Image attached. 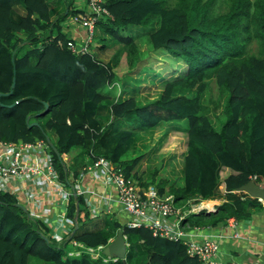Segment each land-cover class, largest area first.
Segmentation results:
<instances>
[{"label":"trees","instance_id":"trees-1","mask_svg":"<svg viewBox=\"0 0 264 264\" xmlns=\"http://www.w3.org/2000/svg\"><path fill=\"white\" fill-rule=\"evenodd\" d=\"M60 5L0 0V139L49 137L61 155L52 148L60 181L68 187L104 157L142 186L156 184L161 195L172 194L183 210L191 201L223 200L212 211L186 215L185 232L225 226L230 219L250 221L261 203L240 189L251 175H264V0H106L111 15L99 20L93 53L87 54L70 51L73 39L63 30L64 20L80 9ZM147 50L164 52L186 69L168 77L162 93L141 100L126 93L141 82L139 63ZM124 57L133 75L121 78L115 69ZM212 81L232 94L219 130L203 112ZM115 86L126 95H113ZM182 122L186 127L178 126ZM163 124L188 138L182 185L155 176L142 181L143 157L126 158L140 133ZM64 155L75 156L73 164ZM67 217L78 227L59 243L17 196L0 192V264H204L188 256L182 242L154 237L144 227L131 229L107 215L89 225L83 196L70 198ZM121 230L130 247L125 260L104 262L103 252L97 259L87 252L108 247ZM70 240L81 245L80 256L70 255Z\"/></svg>","mask_w":264,"mask_h":264},{"label":"built area","instance_id":"built-area-1","mask_svg":"<svg viewBox=\"0 0 264 264\" xmlns=\"http://www.w3.org/2000/svg\"><path fill=\"white\" fill-rule=\"evenodd\" d=\"M84 1L86 9L75 16L73 22L86 30L87 36L78 41L74 39L69 41L68 47L75 54L93 53L92 46L95 42L98 22L102 17L111 15L106 0ZM51 150L52 147L46 139H38L35 142H14L0 139V192L17 196L32 216L43 220L50 228L59 226L63 233H66L67 230H64V227H61L51 217L56 213V207L61 202L65 209L63 213L57 215V221L67 219L70 198L74 195L83 196L86 193L82 181L87 175H90L96 180L115 186L123 209L132 217L127 224L129 228L144 227L150 230L154 237L182 242L186 246L188 256L198 258L204 264H224L217 258L220 246L215 240L199 242L184 239V233L187 232L181 228V222L186 215L193 212L189 211L188 214H185L186 211L176 206L175 197L172 194L161 195L153 185L142 188L133 177L126 176L122 166L104 157L89 164L73 181V185L68 187L60 181ZM63 159L66 163L69 161L67 155H64ZM249 180L264 188V175L253 174ZM247 195L254 198L250 194ZM101 197L96 198V202L99 204H102L105 199V196ZM254 199L264 205L262 198ZM200 211L202 210L198 212ZM173 217L177 218L176 225L173 222ZM230 222L233 227L236 226V220L232 219ZM55 235L57 242L64 241L62 234ZM235 236L239 237L240 233L237 232ZM73 245L76 248L80 246L77 243H73ZM104 249L105 246L100 245L97 248H88L87 251L97 259ZM71 254L80 255L81 251L75 249ZM104 260L109 261L110 258Z\"/></svg>","mask_w":264,"mask_h":264},{"label":"rangeland","instance_id":"rangeland-1","mask_svg":"<svg viewBox=\"0 0 264 264\" xmlns=\"http://www.w3.org/2000/svg\"><path fill=\"white\" fill-rule=\"evenodd\" d=\"M58 2L61 4L60 10L63 7H66L67 4H71L70 6L72 7L85 4L84 0H58ZM64 21L63 30H65V24L68 25L69 21H72L71 15ZM146 52L148 53L147 57H145L144 61L139 63V69L143 70L141 75L138 77L141 82L138 83V87L131 86L130 91H133L132 93H126L127 96L135 95L141 100L143 98H148V96L150 98H154L158 94L162 93L168 77L186 69V65L183 62H176L164 52L158 53L148 50ZM115 71L121 78L125 74H130L129 76L133 75L125 57L122 59L120 65L115 69ZM164 77L166 79H164ZM112 90L113 95H116V97L126 95L121 93V88L118 86L113 87ZM231 95L232 94L229 90L219 87L216 81H212L209 83L203 96V112L211 118L214 126L218 130L221 128V123L226 119L223 109ZM184 125L185 123L183 122L178 124V126L182 128ZM187 140V136L184 132H182V130L178 131L172 126L163 124L153 130L140 133L137 137L136 143L126 158L133 159L143 157L141 168L139 171L137 170L142 178V181L150 182L153 176H155L157 180H167L169 185H182L181 170L183 167V157L185 150L187 149ZM74 157L75 156H69V165L73 164ZM133 179L140 185V180L137 178ZM152 185L157 188L156 184ZM203 204H205L204 201H191L188 204L189 209L184 210L186 211L185 214H188L189 211L196 213L199 210H203L201 209ZM216 205L218 206L219 203L214 204L212 210H214ZM204 210L209 209L205 208ZM184 211H182V214H184ZM94 221H89L88 224L90 225ZM98 221L100 220H96V222ZM118 233L119 232L115 233V237H117ZM129 250L130 247L128 248V252ZM73 251H75L74 248ZM32 260L33 264H38L37 260Z\"/></svg>","mask_w":264,"mask_h":264},{"label":"crops","instance_id":"crops-1","mask_svg":"<svg viewBox=\"0 0 264 264\" xmlns=\"http://www.w3.org/2000/svg\"><path fill=\"white\" fill-rule=\"evenodd\" d=\"M65 25V31L72 39L78 41L86 36V30L73 25L72 22L69 21V24ZM186 151L187 149L185 150V153ZM82 186L84 190H86L83 197L86 201L87 211L90 212L92 221L95 220L93 223H96V220L101 219V217L105 215L109 216L111 219L117 220L123 226L127 225L128 222L131 221L132 217L123 209V206L119 201L117 189L113 184L96 180L92 176L87 175L82 181ZM149 186L141 185L142 188H148ZM221 189H224V184L221 185ZM98 196H105L102 204L96 202V198ZM211 201L215 204L219 203L220 205L223 200ZM205 202L208 201H204V203ZM215 207H217V205ZM205 208L212 211L210 210L212 208V204L206 205ZM64 209L65 206L60 202V205L56 207V213L51 217V219L56 220V223H58L61 227H64V230H67L68 232L69 229L74 226L77 228L78 222H71L68 217L67 219L58 222L57 215L63 213ZM82 218L85 219L84 213L82 214ZM230 220L225 226L217 228L193 229L188 231L187 233H184V239L187 241L199 242H204L209 239L215 240L220 246L217 258L224 264H264V205L261 203V210L254 212L253 217L248 222L236 221V226L233 227ZM173 222L176 225L177 218L173 217ZM44 223L46 224V222ZM52 229L54 235L62 234L64 240L69 237L67 232L63 233V230L59 228V226L56 228L53 227ZM237 232L240 233L239 237L235 236Z\"/></svg>","mask_w":264,"mask_h":264},{"label":"water","instance_id":"water-1","mask_svg":"<svg viewBox=\"0 0 264 264\" xmlns=\"http://www.w3.org/2000/svg\"><path fill=\"white\" fill-rule=\"evenodd\" d=\"M15 86H16V79L14 78L12 90L15 88ZM1 95L2 94L0 93V97H1ZM15 105H16V103L12 104L8 107L12 108ZM46 106H48L47 103H46ZM47 140L50 142L49 137H47ZM51 146L53 148V151L59 156V158H61L60 157L61 155L59 154L57 148L52 143H51ZM240 191L246 192L254 198H262L264 200V188L259 187L257 184H255L253 182H249L248 184L242 186ZM75 197H77V196L75 195ZM22 208L25 212H27V210L23 206H22ZM127 250H128V248H127L124 232L121 230V231H119L115 240L105 249V255L108 257H111V258H117V259L125 260L126 255H127Z\"/></svg>","mask_w":264,"mask_h":264},{"label":"bare ground","instance_id":"bare-ground-1","mask_svg":"<svg viewBox=\"0 0 264 264\" xmlns=\"http://www.w3.org/2000/svg\"><path fill=\"white\" fill-rule=\"evenodd\" d=\"M75 8L78 9V10L80 9V13L86 9L85 4H81L80 6H76ZM80 13H79V14H80ZM79 14H77V15H79ZM77 15H72V16H71V19H72L71 22H72V24L75 25V26H79V25H76V24L73 22V18H74L75 16H77ZM79 27H80V26H79ZM86 36H87V33H86ZM86 36H85V37H86ZM245 194L247 195L248 193L245 192ZM247 196H248V195H247ZM19 201H20V200H19ZM212 203H213V205H212V208H211L210 210L213 209V206H214V204H215L213 201H212ZM212 203H210V202H209V203H205V205L203 204L202 208H205L206 205H208V204H212ZM20 205L23 206L21 201H20ZM23 207L25 208V206H23ZM25 209H26V208H25ZM26 210H27V209H26ZM203 210H204V209H203ZM28 212H29V211L27 210V213H28ZM29 213H30V212H29ZM75 222H77V221H75ZM77 225H78V223H77ZM77 227H78V226H77ZM74 232H75L74 227H73V228H70L69 231L67 232V235L69 236V237L67 236V237H68L67 239L71 238V237L73 236ZM124 236H125V235H124ZM159 238H160V237H159ZM125 239H126L127 248H129V244H128V242H127V238L125 237ZM56 240H57V239H56ZM114 240H115V238L112 239V240L110 241V244H111ZM70 242H71V240H70ZM61 243H62V242H61ZM71 243H72V245H73V243H77V242H76V241H72ZM77 244L80 245L79 243H77ZM79 247H81V245H80V246H77V248H76V246L73 245V248H74V249H78ZM106 248H107V247H106ZM106 248H105V249H106ZM78 250H79V249H78ZM87 252H88V251H87ZM102 252H103L104 255H105V250H103ZM127 252H128V250H127ZM71 253H72V252H71ZM71 253H70L71 256H80V255L82 254V252H81L80 255H72ZM88 253H90V252H88ZM90 254H91V253H90ZM105 256H106V255H105ZM106 257H108V256H106ZM108 258H111V257H108ZM105 259H106V258H105ZM111 259H114L115 261L119 260V259H117V258H111ZM121 260H123V259H121ZM104 262H108V261H105V260H104Z\"/></svg>","mask_w":264,"mask_h":264},{"label":"clouds","instance_id":"clouds-1","mask_svg":"<svg viewBox=\"0 0 264 264\" xmlns=\"http://www.w3.org/2000/svg\"><path fill=\"white\" fill-rule=\"evenodd\" d=\"M240 192H243V191H240Z\"/></svg>","mask_w":264,"mask_h":264}]
</instances>
